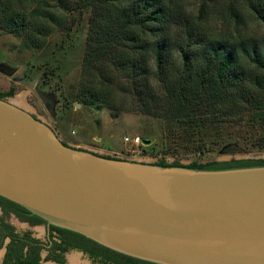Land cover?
Here are the masks:
<instances>
[{
    "label": "water",
    "instance_id": "1",
    "mask_svg": "<svg viewBox=\"0 0 264 264\" xmlns=\"http://www.w3.org/2000/svg\"><path fill=\"white\" fill-rule=\"evenodd\" d=\"M0 195L143 260L264 264V163L197 168L98 154L64 142L9 97L0 98Z\"/></svg>",
    "mask_w": 264,
    "mask_h": 264
},
{
    "label": "trees",
    "instance_id": "2",
    "mask_svg": "<svg viewBox=\"0 0 264 264\" xmlns=\"http://www.w3.org/2000/svg\"><path fill=\"white\" fill-rule=\"evenodd\" d=\"M57 1L63 10H68L67 1ZM34 2L37 5L31 15L35 21L33 26L39 33L46 29L41 26L42 17L52 18L53 15L42 8L43 1ZM80 6L90 12V28L82 59L83 77H100L105 86H110L113 83L111 78H115L110 68L118 71L130 82L138 100L151 113L155 102L150 90L154 72L151 60L154 59L155 74L166 93L165 117L179 120L181 136L187 143L199 142L194 151H205L207 129L220 130L224 119L229 118L236 123L244 122L247 128L261 127L250 145L264 149V41L247 33L226 36L208 29L202 21L209 10L205 1L201 3L197 16L187 14L177 0H80ZM227 10L229 20L234 19L243 25L251 16L264 23V0H228ZM0 26L4 31L22 35L29 23L23 13L3 8ZM175 50L181 56V63L177 74H172L169 66ZM246 58L255 63L258 70L250 81L246 78L247 69L243 63ZM95 70L102 71V74L98 75ZM88 82H82L78 100L99 106L104 99L92 90L93 80L89 85ZM14 92V87L0 91V98L12 96ZM261 163L264 158L194 161L190 164L158 162L197 168ZM0 206L33 224L46 222L1 195ZM52 228L59 238L46 260L64 263L63 253L77 249L88 254L94 264H159L120 253L78 232L55 225ZM27 245L30 249L25 251ZM41 250L42 247L21 238L13 239L9 245V252L18 251L21 257L23 255L17 262L19 264H43Z\"/></svg>",
    "mask_w": 264,
    "mask_h": 264
},
{
    "label": "rangeland",
    "instance_id": "3",
    "mask_svg": "<svg viewBox=\"0 0 264 264\" xmlns=\"http://www.w3.org/2000/svg\"><path fill=\"white\" fill-rule=\"evenodd\" d=\"M38 1H43L42 8L49 10L53 15L52 18L42 17L41 26L46 29L39 33L33 26L34 19L31 15V10L37 5L34 0H0V11L3 8L19 11L27 17L29 23V28L22 35L0 29V68L11 73L7 75L0 71V91H8L14 87L15 92L9 98L27 110H34L33 106L37 108L39 116L56 129L62 140L98 154L152 163L166 160L168 163L179 161L190 164L194 161L206 163L229 161L234 158H264V149L250 145L251 140L259 135L262 128H247V124L236 123L232 118L224 119L220 130L208 128L205 137L206 150L194 151L199 142L196 140L187 143L181 136L179 120L165 117L166 93L155 74L154 59L151 60L154 72L150 90L155 102L152 103L151 113L138 100L130 82L112 68L111 75L115 78H111L113 83L110 86H105L100 81L103 78L88 77L93 80L92 90L104 99L103 102L96 106L79 101L82 82H90L82 76V59L90 28V12L81 8L80 0H65L68 10H63L57 0ZM177 1L187 14L192 16L199 14L201 3L205 1L209 10L202 21L212 31L226 36L238 32L247 33L264 41V23L253 16L245 25L228 19V0ZM1 16L4 17L3 13ZM180 63L181 56L175 50L169 72L177 74ZM243 63L247 69L246 78L250 81L258 71L255 69L256 64L248 58ZM102 71L95 70L98 75H101ZM41 82L55 89L56 97L63 102L62 109L58 106L56 121L42 110V101L35 90L36 85ZM137 136L143 140L139 146L125 140L126 137ZM144 139L151 140V143H145ZM232 143L240 145L244 152L223 153L222 150ZM8 219L18 231L29 230L39 239L46 238L45 223L32 226L14 215H10ZM47 263L55 264L51 261ZM63 264L94 263L88 255L70 251Z\"/></svg>",
    "mask_w": 264,
    "mask_h": 264
},
{
    "label": "flooded vegetation",
    "instance_id": "4",
    "mask_svg": "<svg viewBox=\"0 0 264 264\" xmlns=\"http://www.w3.org/2000/svg\"><path fill=\"white\" fill-rule=\"evenodd\" d=\"M35 90L37 92L38 97L42 101V104H43L42 105L43 106L42 110H44L45 113H47L50 116V118H52L53 121H56L58 106L60 105V109H62V106H63V102H60L59 101V97H56L57 96L56 90L51 88L50 86L43 85L42 82L39 85H36ZM40 93L44 94L45 96H47V98L52 100V103L54 105V112H55L54 116L48 111L46 105L44 104L43 100L40 97ZM55 97H56V99H55ZM30 105H32V104H30ZM33 109L34 110H29V111L35 117L42 119L39 116V112H38L39 110L37 108H35L34 106H33ZM64 142H66V141H64ZM10 215H14L20 221L27 222V223H29L32 226H36V225L42 224V223L33 224V223L29 222V221L23 220L15 212H12V211L7 212L2 206H0V264H19L17 262H18V260H20L23 257V255L21 257L20 256L21 254L18 251L9 252V245L12 243V240L15 239V238H21L25 242H32L36 246L42 247L40 255L42 257L41 262L43 264H48L47 263L48 261H51V262H53L55 264H63V263L57 262L55 260H46V258L50 254H52V249L55 248L54 243H55V241H58V238H59L57 232L52 228V225H48V223L45 222V224H46V233H47L46 234V238L45 239H39V238L35 237L31 233V231H29V230H25V231H22V232L18 231L16 229V227L12 224V222L9 221L8 218H9ZM26 234H29L30 237H27ZM29 249L30 248H29L28 245L24 248L25 251L29 250ZM25 251H24V253H25ZM57 251L59 253V250H57ZM70 251H79L82 254L88 255L85 252H83L81 250H77V249H72ZM70 251H67V252L63 253L66 260H67L68 253ZM88 257H89V255H88Z\"/></svg>",
    "mask_w": 264,
    "mask_h": 264
},
{
    "label": "built area",
    "instance_id": "5",
    "mask_svg": "<svg viewBox=\"0 0 264 264\" xmlns=\"http://www.w3.org/2000/svg\"><path fill=\"white\" fill-rule=\"evenodd\" d=\"M125 140L130 141L132 143V145H136V146H139L143 143V140L139 136H137V137H126Z\"/></svg>",
    "mask_w": 264,
    "mask_h": 264
}]
</instances>
